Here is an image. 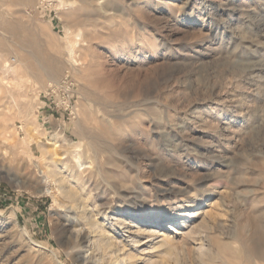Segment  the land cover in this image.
I'll return each instance as SVG.
<instances>
[{
  "label": "rangeland",
  "instance_id": "374dc122",
  "mask_svg": "<svg viewBox=\"0 0 264 264\" xmlns=\"http://www.w3.org/2000/svg\"><path fill=\"white\" fill-rule=\"evenodd\" d=\"M65 77L71 120L50 108ZM24 172L53 194L16 188ZM65 208L137 264L264 263V0H0L2 259L29 264V237L49 264H112L71 244Z\"/></svg>",
  "mask_w": 264,
  "mask_h": 264
},
{
  "label": "bare ground",
  "instance_id": "6f19581e",
  "mask_svg": "<svg viewBox=\"0 0 264 264\" xmlns=\"http://www.w3.org/2000/svg\"><path fill=\"white\" fill-rule=\"evenodd\" d=\"M11 27V26H10ZM12 28V27H11ZM13 29H14V27H13ZM5 34V33H4ZM67 50H68V54L70 55V63L72 64V65H77L78 63H77V60L76 59H74L73 58V56H74V54H73V47H72V45L71 44H68L67 45ZM73 55V56H72ZM26 60V59H25ZM18 61H20L21 62V60H18ZM65 78H67V77H65ZM65 78H63V79H65ZM69 78V77H68ZM60 82H62L63 80L61 79V80H59ZM58 82H56L55 84H57ZM51 86V85H50ZM49 86V87H50ZM65 87L67 88V89H69V86L68 85H66L65 84ZM75 87H77V85H76V82H75V86H73V87H70V91L72 92V91H76V89H75ZM75 106H74V112H73V114L75 115L76 113H75ZM60 115V114H59ZM73 115V116H74ZM61 116V115H60ZM72 116V117H73ZM75 117V116H74ZM73 117V118H74ZM60 141L57 139V137L55 136V137H53L52 138V141H50V143L51 144H53V147L54 148H52V150L53 149H58L59 147H61L62 146V143L60 144L59 143ZM43 151L44 152H48V150H47V147L46 146H44L43 147ZM55 154V153H54ZM56 155V154H55ZM53 160H55V159H53ZM61 162V161H60ZM60 162H58V161H56L55 160V163H56V166L58 167L59 165H60ZM23 174V178H24V182H16L15 183V186H16V188H18V189H24V190H26L27 192H29V193H31V194H34V195H37V196H47V195H52L53 194V187H52V185H51V183L49 182V181H44V182H42L41 181V183L42 184H37V182H38V177L35 175H33V173H30V172H24V173H22ZM51 174L52 175H57V172L56 171H52L51 172ZM56 177V176H55ZM58 179V178H57ZM61 179V178H60ZM32 181H36V182H34V183H30V182H32ZM59 181H61V180H59ZM39 185H41V186H39ZM55 194V193H54ZM194 201V200H193ZM63 209V208H62ZM72 208H65L64 210H65V212L64 213H62L61 214V217L63 218V220H61L60 222L61 223H59V227H62V232H64V233H68L69 234V236H70V238H71V241L70 242H72L71 244H74L75 246H77V247H90V243H91V239H93V244H98V247H97V249L99 250V249H103V255H106V254H104V252L106 253V250H108V252H109V250H111V252H112V259L114 260V262L112 263V264H120V263H122V264H137L135 261V259H134V255H132V254H130V255H124V253H122L121 251H120V249L119 248H117L116 247V243H115V241L113 240V238H112V235L111 234H109V232L104 228V226L103 225H101V224H97L96 222H94V223H92V224H90L89 225V228H87L86 230H79L78 229V225L76 224V223H74V221L72 222L71 221V216H72V214H71V212H72V210H71ZM74 210V209H73ZM76 212V211H75ZM188 214V213H187ZM59 217H60V215H59ZM60 217V218H61ZM58 219V218H57ZM114 219V218H113ZM106 221V220H105ZM119 222V221H118ZM122 223H126L125 221H121ZM185 222H187V221H185ZM87 223V222H86ZM101 223V222H100ZM115 223H117V221L115 222ZM181 223V222H180ZM184 223V222H183ZM188 223V222H187ZM205 223V222H204ZM119 224V223H118ZM160 224H163V223H160ZM208 224V223H207ZM109 225V224H108ZM123 226H124V224H122ZM192 225V224H191ZM201 225V224H200ZM167 225H162L161 226V229H159V226H153V228H150L149 230H148V232H149V236L151 237V236H156V237H160V239L158 240L159 242L158 243H160V245L161 244H165V243H167V239H168V235H167V233L165 232V231H163V228L164 227H166ZM205 226V225H204ZM207 226V225H206ZM56 227H58V226H56ZM58 227V228H59ZM84 227V226H83ZM88 227V226H87ZM140 227V226H139ZM144 227V226H143ZM187 228V227H186ZM127 229H129V228H127ZM142 229V228H141ZM59 230V229H58ZM140 230V229H139ZM60 231V230H59ZM129 232V231H128ZM25 233V232H24ZM10 234V233H9ZM190 234V233H189ZM58 235V234H57ZM60 235V234H59ZM58 235V236H59ZM147 236V235H146ZM10 237V236H9ZM60 237V236H59ZM130 237H132V236H130ZM134 237V236H133ZM141 237V236H140ZM155 237V238H156ZM11 238H13V237H11ZM24 238V237H23ZM14 241H15V239H13ZM19 242H20V245H21V247H19V248H22V245L23 246H30L31 247V243H32V245H35V246H37V247H39L40 249H39V253H35L34 255H33V257H32V259L30 260V261H28L29 262V264H49V262H50V259L48 258V256H47V254L45 253L46 251L45 250H43L42 248H45L43 245H41L40 243H38L37 241H35V240H33V239H31V238H29L28 237V240H23L22 238H18L17 239ZM69 240V239H68ZM91 240V241H90ZM133 241H134V244H136L138 241H139V238L138 239H132ZM10 241V240H9ZM209 241V240H208ZM253 241H254V239H253ZM259 241V240H258ZM4 242V241H3ZM101 242H103V245H101L100 243ZM260 243L261 242H263V241H259ZM157 243V244H158ZM254 243V242H253ZM69 244V243H68ZM71 244H70V246H71ZM138 244V243H137ZM140 244V243H139ZM245 244V243H244ZM7 245V244H6ZM87 245V246H86ZM118 245V244H117ZM254 245H256V244H254ZM164 246V245H163ZM209 245H208V243H206V244H201V246L199 247V250H198V253H199V256H200V259H202V260H204V257H205V255L207 256V254H209V247H208ZM257 246V245H256ZM255 246V247H256ZM260 246V245H259ZM69 247V246H68ZM67 247V248H68ZM123 247H124V245H123ZM4 248H5V246L4 247H2V248H0V264H9V261H10V259H11V257L9 258H7L6 259V261L5 260H3L2 259V256H3V251H4ZM18 248V249H19ZM47 248V247H46ZM261 248L262 247H260V250H261ZM89 249V248H88ZM97 249H95V247H94V251L95 250H97ZM105 249V250H104ZM30 250V249H29ZM32 250V249H31ZM50 250V249H49ZM48 251V250H47ZM93 250H92V252H94ZM100 252H101V250H99ZM131 251V250H130ZM51 252H52V256H53V258L51 259V261L52 262H54V264H63V262L61 261V259H60V256H59V253H58V251L57 250H51ZM124 252V251H123ZM80 253V252H79ZM95 253V252H94ZM14 254V253H13ZM12 254V255H13ZM97 254V253H96ZM102 254V253H101ZM110 254V253H109ZM108 254V255H109ZM80 255V257L79 258H81V259H83V261H88V258L87 257H84L81 253L79 254ZM93 255V254H92ZM11 256V255H10ZM208 256H210V255H208ZM103 257L104 256H102V259H103ZM106 257V256H105ZM51 258V257H50ZM90 258H92V256L90 257ZM145 259V258H144ZM151 259V258H150ZM98 260V259H97ZM112 260V261H113ZM147 261V260H146ZM154 261V260H153ZM149 262V261H148ZM51 263V262H50ZM257 264H264L263 262H261V261H259V262H256ZM15 264V263H14ZM18 264V263H17ZM19 264H23V263H20L19 262Z\"/></svg>",
  "mask_w": 264,
  "mask_h": 264
},
{
  "label": "built area",
  "instance_id": "2783aa9c",
  "mask_svg": "<svg viewBox=\"0 0 264 264\" xmlns=\"http://www.w3.org/2000/svg\"><path fill=\"white\" fill-rule=\"evenodd\" d=\"M65 76H70V74L67 73ZM62 80V82L59 81L57 84L50 86V102L53 105L50 108H53L62 117L68 115L69 120H71L74 115V102L77 93L76 91L71 92L70 87L75 86V80L71 77ZM65 84L69 86V89L65 87Z\"/></svg>",
  "mask_w": 264,
  "mask_h": 264
}]
</instances>
